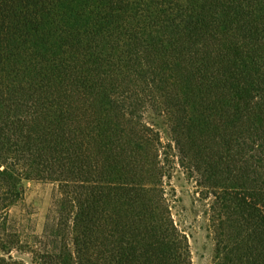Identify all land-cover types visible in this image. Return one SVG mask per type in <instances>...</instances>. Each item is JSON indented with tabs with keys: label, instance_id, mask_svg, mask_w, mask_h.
<instances>
[{
	"label": "trees",
	"instance_id": "16d2710c",
	"mask_svg": "<svg viewBox=\"0 0 264 264\" xmlns=\"http://www.w3.org/2000/svg\"><path fill=\"white\" fill-rule=\"evenodd\" d=\"M178 163L214 264H264V0H0V264H191ZM23 180L57 190L27 244Z\"/></svg>",
	"mask_w": 264,
	"mask_h": 264
},
{
	"label": "rangeland",
	"instance_id": "374dc122",
	"mask_svg": "<svg viewBox=\"0 0 264 264\" xmlns=\"http://www.w3.org/2000/svg\"><path fill=\"white\" fill-rule=\"evenodd\" d=\"M159 128L164 138L166 129L162 124ZM170 173L164 179V187L168 193L172 219L187 238L191 264H214V239L209 227L213 197L208 196V191H212L207 188L210 185L198 184L196 174L190 176L179 163ZM21 187L22 197L10 208L9 216L10 222L20 233L21 241L27 244V238L42 234L57 190L51 183L30 180H23ZM16 255L30 262L27 253Z\"/></svg>",
	"mask_w": 264,
	"mask_h": 264
}]
</instances>
